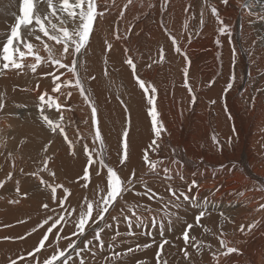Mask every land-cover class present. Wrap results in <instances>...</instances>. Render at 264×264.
Wrapping results in <instances>:
<instances>
[{
  "label": "bare ground",
  "instance_id": "1",
  "mask_svg": "<svg viewBox=\"0 0 264 264\" xmlns=\"http://www.w3.org/2000/svg\"><path fill=\"white\" fill-rule=\"evenodd\" d=\"M125 2L126 0H115L114 7L100 9L105 11V16L98 18L88 48L91 56L86 57L89 63L88 72L96 77L88 83L98 107L106 149L110 147V154L106 155L108 162L116 166L117 153L122 148V132L126 120L120 103L123 98L131 113V129L130 159L127 167L123 168L122 175L127 177L133 169L138 175L148 173L147 164L143 161V154L147 151L153 162L163 160L162 164L158 163L157 169L161 178L162 169L169 167L174 175L176 171L182 174L188 183L193 179L197 181L198 188H194L193 192H198L201 204L204 198H207L211 215L206 216L202 224L211 229V233H203L199 227L194 228L191 233L205 246L202 258L195 257L196 264H216L207 245L210 244L212 250L220 249L217 237L221 227L225 234L223 238L230 242V246L240 248L243 254L227 258L220 256L219 264H264V210H258L260 204H264V192L258 190L264 186V95L259 94V90L264 89V25L250 23L255 17L249 16L247 9H241L240 5L244 0H229L228 6L222 5L220 0H210V3H214L220 10L225 22L231 26L232 32L231 37L220 36L221 44L217 45V22L207 9H204L203 24L200 23L201 0H170L166 11L159 7L160 0H144L143 8L138 0H134L121 19L119 12ZM98 3L103 5L104 0H98ZM149 3L157 6L149 9ZM188 4H191L192 8L186 12L185 7ZM255 10L259 11V7ZM14 14H18V0H0V33L8 31L9 25L14 21ZM161 24L166 25L176 36L191 61L189 83L197 95L195 104L190 103L191 94L184 86L182 70L186 62L180 54L175 53ZM117 30L124 39H115ZM33 42L39 44L37 41ZM106 42L113 45L110 53L106 52ZM161 46L166 52L165 61L159 65L154 64L151 69L147 68L146 63L158 59ZM125 48L130 49V52L126 53ZM233 48L236 49L235 59ZM40 54L46 55L43 51ZM127 55L133 56L141 77L158 89V118L166 129L162 132V140L159 141L161 150L158 153L150 147L154 135L150 128L149 105L142 90L135 84L131 70L124 63ZM105 58L108 60L109 77L102 74ZM29 61L33 62L31 58H27L25 63ZM52 70L48 66H41L37 74L25 69L22 74L9 71L6 75H0V87L6 92V106L0 113L5 116L0 117V120H3L0 125L7 123L4 129L0 128V132L8 141L7 145L5 141L0 140V153H3L0 158V180L12 172L13 180H18L20 187V194L14 192V182H7L5 187L0 189V264H9V258L18 259L21 255L25 259H18V264H28L32 259L28 257V252L37 246L44 233V228H41L24 240L2 239L24 236L45 217L46 213L41 205L45 202L52 205L50 190L40 185L38 177L30 175L39 171L45 155L52 157L49 170L55 172V177L50 176L48 172H42L44 176L41 177L50 183H62L70 188L73 205L78 204L85 195L79 183L74 182L85 166V156L80 143L76 144L77 155L74 158L63 138L51 134L42 124L36 110L38 96L45 90L51 92L53 87L51 78H44L41 73ZM232 74L236 76V81L225 97L223 92ZM37 75H40V78L33 81L31 76ZM65 78H71V74L65 72L61 79ZM35 83L40 85V89L32 90L31 86ZM15 85L21 86L22 89H15ZM69 90L72 92L68 101L71 110L67 106V109L62 110L65 123L74 122L68 129L69 137L75 139L72 127L79 125L84 128L82 130L85 131V137H88L86 142L91 144L92 130L82 123L85 119H89V124L91 123L90 109L77 89ZM62 91L66 92L63 89ZM252 97H255L254 108L251 107ZM211 101L216 103L212 104ZM24 103L28 104L29 108L22 113L19 105ZM46 112L50 118H59V113L54 108ZM229 113L231 119L228 117ZM213 136H216L221 144H226L227 139L232 137L233 143L221 150L214 143ZM22 140L26 141L23 145L20 144ZM49 140L53 143L45 154L42 149ZM172 149L176 150L175 154ZM8 153H11L12 157H8ZM12 158L15 159V167L12 166ZM172 159L181 163L172 164ZM221 165L225 167L221 168ZM18 166H21L23 173L17 171ZM145 179L154 191L166 195L162 179L150 174L145 176ZM174 185H182V182L176 179ZM217 188L219 191H216ZM136 190H142L140 185L136 186ZM61 191L58 190V195ZM240 192L244 195H238ZM24 193H27V196H24ZM88 195L91 196L90 191ZM124 199L129 203H152L154 207L157 206L155 201L137 197L134 192L127 193ZM10 200H18V203H9ZM193 211L181 209L180 215L190 223ZM221 212L225 214L224 217L220 216ZM115 214L114 211L113 215ZM122 221L123 217L119 222H109L118 224ZM253 221L259 222L257 228L251 232L246 229V234L239 232L241 225H248ZM126 230L123 226H112L105 230L102 235L106 246L102 253L97 254L96 264H102V256L112 255L113 249L108 246L109 237L116 231ZM133 230L137 233L141 231L139 228ZM71 231L70 227H65L61 235H70ZM144 231L151 235L127 238L128 243L133 247L138 243H151L153 239L156 243L148 249H141L132 257H125L127 263L140 258L139 260L156 264L158 244L162 239H167L174 247L165 245L162 258L167 259L168 264H183L179 253V249L183 247L180 223L166 228L163 237L155 228L146 226ZM51 239L50 236V241ZM72 239L75 240L76 237ZM47 243L44 252L52 250L47 248ZM61 243L65 245L61 247L63 249L69 241L63 240ZM91 247L95 249L96 244L93 243ZM125 247L126 245L118 244L116 251H122ZM189 251L193 252L194 249L189 248ZM86 258L91 259L90 256Z\"/></svg>",
  "mask_w": 264,
  "mask_h": 264
},
{
  "label": "snow or ice",
  "instance_id": "2",
  "mask_svg": "<svg viewBox=\"0 0 264 264\" xmlns=\"http://www.w3.org/2000/svg\"><path fill=\"white\" fill-rule=\"evenodd\" d=\"M140 7H144V0H138ZM134 0H126L123 4L119 16L123 19L125 13L133 5ZM170 0H160L159 7L167 10V5ZM224 6L229 5V0H220ZM115 6V0H104L103 5L98 3V0H18V14L13 15L14 23L9 25L8 31L0 33V75H6L9 71H14L17 74H22L27 69L32 74H37L38 68L41 66H48L52 71L41 73L44 77H50L53 85L50 94L48 91L42 92L38 96L37 109L42 124L46 126L47 130L53 135H60L65 141L70 154L75 158L77 155L76 144L80 143L81 151L85 156V166L82 173L76 178L74 182L79 183L84 190L85 195L81 197L78 204L73 205L71 202L72 191L62 183H50L40 176V172H48L50 176L55 177V172L49 170V163L52 160L50 155H45L42 160V167L39 171H34L30 175L36 176L39 179L40 185L50 190V197L52 205L45 202L41 205L46 215L35 227H33L24 236L19 237H4L3 240H24L27 236L32 235L39 229L44 228V233L38 241L37 246L30 252L28 257L32 259L28 264H96V257L98 253H102L106 246L103 233L107 228H111L112 224L109 222H119L123 217L126 224V231H116L109 237L108 246L113 249L111 256H102V264H127L125 257H132L141 249H148L153 246L156 241L153 239L151 243L145 242L143 244H136L135 247L128 243L127 238L135 237L137 235H151L145 232V227H151L158 230L161 237H163L166 228L174 227L176 223L181 224V236L183 240V247L179 249V253L183 260V264H196L195 257L202 258L204 251V243L197 239L195 234H191L194 228H202L203 233H211V229L204 226L202 221L206 216H210L207 204V198H204L201 204V198L198 192L194 193L193 189L198 188L197 181L191 180L188 183L185 177L178 171L173 174V170L169 167H164L163 177H160L158 163L162 164L163 160L153 162L150 160L147 151L143 154V161L147 164L148 173L138 175L135 169L131 170L127 177L122 175L123 168L127 167V162L130 159V143L129 134L131 129V113L127 104L120 100L126 114L125 127L122 132V148L117 153V164L113 166L108 162L105 153L106 142L102 133L99 111L94 99H92V92L90 91L89 81L96 79L95 75L88 72L86 54L90 47V39L94 34V27L97 25L98 18L105 16V11L100 10L109 9ZM157 5L149 3L148 8H155ZM259 7V11L255 9ZM241 9H247L249 16H254L255 19L250 23L253 25L260 23L264 25V0H244L240 5ZM192 5L188 4L185 11H191ZM204 9H207L211 16L217 22L218 37L215 40L217 45L221 44L220 36L231 37V26L227 24L221 15L220 10L210 0H201L200 23L203 24ZM55 21V22H54ZM164 32L169 36L170 42L174 48L175 53L180 54L186 64L182 70L184 77V86L191 94L190 103L195 104L197 95L189 83V70L191 61L186 52L183 51L177 41L176 36L164 24H161ZM187 28V24H185ZM131 33V28L128 29V34ZM119 31L115 32V39H124ZM33 41L39 42V44ZM264 42V41H262ZM59 46V47H56ZM113 49L112 43L106 42V52H111ZM43 50L46 55H41ZM125 52L129 53L130 49L125 48ZM236 49L233 48V59H235ZM26 58H31L32 63H25ZM166 59V52L163 46L158 50V59L146 63V67L151 69L154 64L159 65ZM124 63L131 70V75L134 78L135 84L142 90L143 95L147 99L149 105L148 115L151 117L150 128L153 132L154 139L150 147L154 152L161 150L162 132L166 131L162 121L158 118L159 112L156 106L158 97L157 87L146 82L138 72L137 63L132 55H127ZM105 67L103 69V76L109 77L110 71L107 68L108 60H104ZM66 73L71 74V78L61 79V76ZM236 81V76L232 74L229 82L226 83L223 96L233 89ZM214 83V81L212 82ZM39 89V85L35 86ZM75 88L78 90L80 97H82L85 105L90 109V120L85 119L82 123L91 128L90 138L91 144L86 142L88 137L80 131L79 127L73 129L75 139L69 137L68 129L73 121L65 123V116L62 111L66 106L71 110L68 101L72 96V92L62 91V89ZM59 94V95H55ZM259 94L264 95V89L259 90ZM59 96H64V103L60 102ZM215 104L216 101H211ZM6 106V92L0 91V113L3 112ZM225 109L227 105H224ZM251 107H255V97L251 98ZM55 109L59 113L58 119L50 118L46 110ZM231 119V114H228ZM235 131V128H233ZM214 143L218 148L223 150V147L231 145L233 138L229 137L226 144H221L216 136L212 137ZM26 141H20L23 145ZM52 140H49L42 151L47 154ZM175 154V149L171 150ZM3 155V153H0ZM8 157H12L8 153ZM172 164H180L181 161L172 159ZM12 166L15 167V159L12 158ZM221 165V168H224ZM23 173V169H20ZM156 176L162 179L164 184V193L154 191V188L149 185V181L145 179L147 175ZM179 179L182 185H174V181ZM94 180L96 182H94ZM7 182H14V192L20 194L19 181L13 180V173L6 174L5 179L0 180V189L5 187ZM101 183L103 187H101ZM140 185L142 190H136V186ZM58 190H62L58 195ZM264 192V186L258 189ZM89 191L91 196L88 195ZM219 191V188L216 189ZM134 192L137 197H146L149 201H155L157 206L152 203H129L124 199L127 193ZM27 196V193L23 194ZM238 195L243 196L240 192ZM2 198V197H0ZM9 203H18V200H10ZM194 210L192 222H188L180 215V210ZM258 210H264V204H260ZM117 212L113 215V212ZM47 213H51L48 215ZM130 213V214H129ZM220 216L224 217L223 212ZM23 223L24 221H20ZM47 226V227H45ZM259 226L258 221H253L248 225H241L239 232L246 234ZM65 227L72 229L71 234L61 235ZM134 228H139L141 231L137 233ZM55 230V232H54ZM215 235L214 233H212ZM224 232L222 227L219 231L220 249L212 250L209 244L207 248L212 259L219 264V257L225 258L232 255H242V250L236 246H230V242L224 239ZM50 236L52 237L50 241ZM72 237H76L75 240ZM124 237L125 239H120ZM83 238V239H81ZM61 240H67L69 243L65 248L61 249L59 244ZM47 248L52 249L49 256L43 260L40 259L39 254L42 250ZM96 243V248L91 246ZM126 245L122 251H116L117 245ZM170 245L167 239H162L158 244V251L155 259L156 264H168L167 259L162 258L164 255V247ZM189 248L194 249L193 252ZM219 252V255H218ZM90 256L91 259L86 257ZM19 260H24L25 257L21 255ZM18 259L9 258V264H18ZM133 264H147L145 260H134Z\"/></svg>",
  "mask_w": 264,
  "mask_h": 264
},
{
  "label": "rangeland",
  "instance_id": "3",
  "mask_svg": "<svg viewBox=\"0 0 264 264\" xmlns=\"http://www.w3.org/2000/svg\"><path fill=\"white\" fill-rule=\"evenodd\" d=\"M11 23H14V21H12ZM41 51H43V50H41ZM89 56H91V54H90V49H87V54H86V57L88 58ZM87 58H86V60H87ZM27 59V58H26ZM29 63H31L30 61H29ZM88 61H87V67H88ZM39 69V68H38ZM42 76V75H41ZM32 78H34L33 79V81H36V79L37 78H40V75H37V76H31ZM42 77H44V76H42ZM64 77V75H62L61 76V78H63ZM44 78H48V77H44ZM36 85H38V83H35L33 86H31L32 87V90H34L35 89V86ZM15 89H17V90H21L22 89V87L21 86H19V85H15ZM39 89H40V85H39ZM2 90H4V88L3 87H0V91H2ZM63 90H66V91H69V89H63ZM45 91H48L50 94H52L49 90H45ZM44 92V91H43ZM121 97V96H120ZM60 99V102L61 103H64V99H61V98H59ZM92 99H94V96L92 95ZM121 100H123L124 101V99L123 98H121ZM77 105H78V102H77ZM122 105V104H121ZM14 107H16V104L14 105ZM122 107H123V105H122ZM29 108V105L28 104H22V105H19V109L21 110V112L23 113V111H25V110H27ZM65 109H67V107H65L64 109H62V110H65ZM124 109V108H123ZM36 110H37V112H38V109H37V107H36ZM5 116V114L3 113V114H1L0 115V117L2 118V117H4ZM2 121L3 120H0V124L2 123ZM5 125H7V123H5L4 125H0V128L1 129H4V127H5ZM74 127L75 126H73L72 128L74 129ZM77 127V126H76ZM78 127L80 128V130H81V132H83V134L85 133V131H83L84 130V128H82L81 126H79L78 125ZM83 129V130H82ZM74 132V131H73ZM0 140H3V141H5L6 142V144H7V138H4V135L0 132ZM8 145V144H7ZM10 148V147H9ZM105 151H106V155H109L110 154V147L108 148V149H105ZM1 157H3V155H0V158ZM20 169H21V166H18V168H17V171H20ZM27 175H29L28 173H27ZM40 176H44V174L42 173V172H40ZM116 214H117V212H116ZM115 214V215H116ZM130 214V213H129ZM112 226H116L117 228L118 227H120V226H123L124 228H126V224L124 223V220L122 221V223H118V224H112ZM61 241H63V240H61ZM61 241H60V244H59V246H60V248L62 247V246H65L64 244H62L61 243ZM47 243V242H46ZM38 244V243H37ZM94 244H96L95 242H94ZM214 250H216V249H214ZM51 252H52V250H48L47 252H44V250H42L41 251V253L39 254V256H41V260H43L45 257H47V256H49L50 254H51ZM218 255H219V252H218ZM140 258H138L137 260H139ZM147 263L148 264H150V261H147ZM127 264H133V262H128Z\"/></svg>",
  "mask_w": 264,
  "mask_h": 264
}]
</instances>
